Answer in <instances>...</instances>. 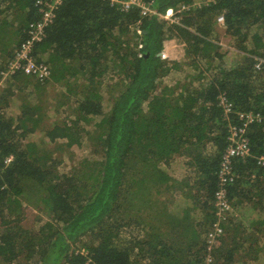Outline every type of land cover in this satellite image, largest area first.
<instances>
[{
  "label": "trees",
  "instance_id": "obj_1",
  "mask_svg": "<svg viewBox=\"0 0 264 264\" xmlns=\"http://www.w3.org/2000/svg\"><path fill=\"white\" fill-rule=\"evenodd\" d=\"M142 1L174 18L110 0H62L33 47L49 76L40 82L18 72L4 80L0 264H264V218L246 224L230 215L221 237L211 245L206 237L221 156L230 128L244 124L240 114L253 116L243 134L250 155L234 160L228 197L233 211L243 201L264 211L257 162L264 66L255 67L264 59V0ZM34 3L0 0V71L40 20ZM219 17L229 47L242 54L229 66ZM171 73L179 77L164 83ZM15 98L20 112L8 115ZM64 105L69 114L45 122L49 108ZM35 132L46 139H30ZM84 141L90 152L64 170L53 155ZM178 157L186 171L180 180L168 170ZM176 192L191 205L170 206ZM26 205L46 219L24 227Z\"/></svg>",
  "mask_w": 264,
  "mask_h": 264
},
{
  "label": "built area",
  "instance_id": "obj_2",
  "mask_svg": "<svg viewBox=\"0 0 264 264\" xmlns=\"http://www.w3.org/2000/svg\"><path fill=\"white\" fill-rule=\"evenodd\" d=\"M112 3H119L121 9L128 10L132 6H139L141 8V14L157 15L160 18L169 20L174 18L172 15L160 14L145 6L142 0H110ZM62 0H35L34 6L37 10L40 20L32 22L29 25V36L24 38L20 45L14 50L13 57L8 60L5 65V69L0 71V76L9 78L16 73H24L38 79L43 82L45 78L49 76V66L44 63L37 64L33 57L34 42L41 40L44 34V28L49 23H52L56 10L61 5ZM179 11V10H178ZM219 20H222L221 17ZM140 32V31H139ZM264 66V59H258L255 67L260 68ZM0 82V86H1ZM1 89V88H0ZM244 121L243 126H233L230 128V135L228 136V144L222 153L221 162L218 169L217 189L214 193V215L207 232V242L211 245L214 239L221 237L224 233L225 225L228 222L230 215L233 212V206L228 197V187L237 178L234 171L233 162L235 159L245 160L250 155V146L247 138L243 137L245 133L246 124L252 122L253 116L250 114H240L239 117ZM13 156L9 155L5 158L4 163L11 162ZM258 165L264 166V156H260L257 160Z\"/></svg>",
  "mask_w": 264,
  "mask_h": 264
},
{
  "label": "rangeland",
  "instance_id": "obj_3",
  "mask_svg": "<svg viewBox=\"0 0 264 264\" xmlns=\"http://www.w3.org/2000/svg\"><path fill=\"white\" fill-rule=\"evenodd\" d=\"M203 1V0H202ZM201 1V2H202ZM200 2H195V4H199ZM218 26H217V32L219 35V40H220V46L221 48L226 51V55L224 57V61H225V65L229 66L231 65V63H234L236 60L240 59L242 54H239L235 49L230 48L229 47V43H230V39L228 36L225 35L224 33V26L218 22ZM14 25H17V23L14 22ZM16 33H12L11 34V38L12 40H16ZM16 47V46H15ZM8 50V49H6ZM2 55V53L0 54ZM9 59H5V64L8 62ZM179 75L178 74H174L171 73L168 76H166L164 78V83L166 84H171L174 82V80L176 78H178ZM4 78H2L0 76V82L1 86L0 88L2 89L4 87ZM0 89V90H1ZM53 101V99L51 98V102ZM108 101H105L104 104L107 106ZM61 108V109H60ZM59 110H57L56 108H49L48 110V118L45 120L46 123H54L55 119L57 121L60 120L61 117H63L62 114L65 113H70L69 110L65 109V105L60 107ZM20 112V101L18 99H13L12 105L9 106L6 110V113L8 115H12V116H17L18 113ZM96 119H98V117H96ZM86 128L88 130H90L89 128H92V122H89L88 126L86 125ZM32 136V138H31ZM44 137V134H43ZM42 134L40 132H35L33 134H31L29 136L30 139L32 140H43ZM44 139H46V137H44ZM55 142H57V144H62L63 140L59 139L56 140ZM54 146L57 147V145L55 143H51L49 144V147L53 148ZM89 145H87V142L84 141V143L81 146H74V147H70L68 149H65L63 151H60V153L55 156L57 159H61L64 164V170L66 169H70L78 160L82 159L83 157H85L90 151L88 150ZM58 148V147H57ZM169 173L175 177L178 178L179 180L182 179L183 175L186 173H184V166H183V161L181 157L176 158L170 165L169 167ZM245 192H248V188L245 187L244 188ZM190 201L183 198L182 195L179 192H176L171 198H170V202L169 205H174L176 207V210H180L181 208L185 207L186 205H191L189 203ZM26 209L24 210V217L22 220V225L26 228L29 227H36L40 224V222L38 221V218H44L45 214L42 212H40L39 210H37L35 207H32V205H26ZM250 204L247 201H243V204H240L239 206H237L234 211L232 212L233 217L231 218L230 221H238V220H243L244 223L246 224H251L253 221H257L260 218H264V211H260V212H255L252 211V209L249 208ZM248 216L250 218V220L245 219L244 217ZM43 219V220H44ZM250 222V223H249ZM228 226V225H227ZM262 238H264V234L261 235ZM261 245L264 244V242L260 243ZM259 264H261L259 262Z\"/></svg>",
  "mask_w": 264,
  "mask_h": 264
},
{
  "label": "crops",
  "instance_id": "obj_4",
  "mask_svg": "<svg viewBox=\"0 0 264 264\" xmlns=\"http://www.w3.org/2000/svg\"><path fill=\"white\" fill-rule=\"evenodd\" d=\"M10 48H8V50H9ZM0 54H1V51H0ZM0 59H4V55H0ZM182 161H183V159H182Z\"/></svg>",
  "mask_w": 264,
  "mask_h": 264
},
{
  "label": "clouds",
  "instance_id": "obj_5",
  "mask_svg": "<svg viewBox=\"0 0 264 264\" xmlns=\"http://www.w3.org/2000/svg\"><path fill=\"white\" fill-rule=\"evenodd\" d=\"M220 18V17H219ZM219 18H217L218 22H220L221 24H223L222 20H219ZM163 19V18H162Z\"/></svg>",
  "mask_w": 264,
  "mask_h": 264
}]
</instances>
